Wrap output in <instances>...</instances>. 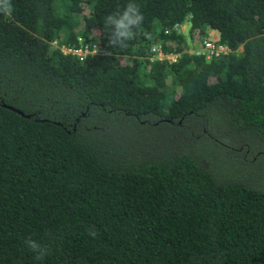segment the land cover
<instances>
[{
    "label": "trees",
    "instance_id": "trees-1",
    "mask_svg": "<svg viewBox=\"0 0 264 264\" xmlns=\"http://www.w3.org/2000/svg\"><path fill=\"white\" fill-rule=\"evenodd\" d=\"M127 2L0 0V264H264V0H135L110 47Z\"/></svg>",
    "mask_w": 264,
    "mask_h": 264
},
{
    "label": "clouds",
    "instance_id": "clouds-1",
    "mask_svg": "<svg viewBox=\"0 0 264 264\" xmlns=\"http://www.w3.org/2000/svg\"><path fill=\"white\" fill-rule=\"evenodd\" d=\"M143 13L135 0H128L122 7L117 6L116 10L104 17V25L108 30V45L113 48H124L127 43L135 38L137 30L143 22ZM95 236L96 233H89ZM28 248L36 253V259L44 258L47 249L33 239L25 241Z\"/></svg>",
    "mask_w": 264,
    "mask_h": 264
},
{
    "label": "built area",
    "instance_id": "built-area-1",
    "mask_svg": "<svg viewBox=\"0 0 264 264\" xmlns=\"http://www.w3.org/2000/svg\"><path fill=\"white\" fill-rule=\"evenodd\" d=\"M181 24L177 23L176 26H180ZM53 43H56V40L53 41ZM97 45L93 44L92 46H89L88 44L80 45L78 47H73V46H66L62 44L60 46V49L64 53H75L79 58L85 57L88 53H95L97 51ZM228 49V46L225 43H222L219 41L218 38L216 37H206L203 40H201L192 50L189 52L196 53V54H204L205 57L210 58L212 55H217L221 51H226ZM152 57L150 60L156 59V58H174L170 57L168 54L173 53H164L162 52L160 46L154 45L152 47Z\"/></svg>",
    "mask_w": 264,
    "mask_h": 264
},
{
    "label": "rangeland",
    "instance_id": "rangeland-1",
    "mask_svg": "<svg viewBox=\"0 0 264 264\" xmlns=\"http://www.w3.org/2000/svg\"><path fill=\"white\" fill-rule=\"evenodd\" d=\"M188 27H189L188 23H183L180 26H176V30H177V32H181L183 34V43L185 45L184 47L189 52L190 50H192L194 48L195 42H198L199 40H197V39H196V41L192 40V38L190 37L189 32H188ZM209 36L216 37V38L219 39V32H217L216 30L208 31L207 37H209ZM172 42L174 44H177L178 40L177 39H173ZM52 45L54 47H56V43L52 42ZM180 46H181V44H180ZM178 54H180V51H174L173 53H170L168 55L170 57L174 58ZM129 59H130L129 57H124V58H122V61L126 62ZM147 127L148 126L146 124H141L139 127L138 126L133 127V129L128 134L129 141L130 142H133V141L138 142V141H147V140H149V137H150L151 133H156V130L153 129L152 131H148ZM251 139H252L251 143L253 145L252 146L253 148H255L256 146H260L261 147L263 145V144H259L258 140L255 139L254 137H251ZM244 155H247V153L244 154Z\"/></svg>",
    "mask_w": 264,
    "mask_h": 264
},
{
    "label": "water",
    "instance_id": "water-1",
    "mask_svg": "<svg viewBox=\"0 0 264 264\" xmlns=\"http://www.w3.org/2000/svg\"><path fill=\"white\" fill-rule=\"evenodd\" d=\"M9 107H11V106H9ZM11 108H12V107H11ZM15 110H16L17 112L23 114L20 110H18V109H16V108H15Z\"/></svg>",
    "mask_w": 264,
    "mask_h": 264
}]
</instances>
